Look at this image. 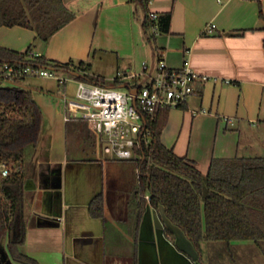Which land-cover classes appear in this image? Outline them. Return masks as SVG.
I'll return each instance as SVG.
<instances>
[{"label":"crops","instance_id":"obj_1","mask_svg":"<svg viewBox=\"0 0 264 264\" xmlns=\"http://www.w3.org/2000/svg\"><path fill=\"white\" fill-rule=\"evenodd\" d=\"M63 2L75 15L47 41L29 27L0 25V46L23 52L31 45L56 62L83 60L89 73L112 79L121 72L118 85L144 84L159 59L188 63L206 78L184 103L160 109L161 142L203 173L213 158L264 156V0H147L157 18L146 29L136 0ZM71 80L59 90L67 93ZM60 111L61 127L41 128L21 164V251L39 264H207L147 193L138 216L135 158L106 153L86 120L65 121ZM230 244L251 249L264 240Z\"/></svg>","mask_w":264,"mask_h":264},{"label":"trees","instance_id":"obj_2","mask_svg":"<svg viewBox=\"0 0 264 264\" xmlns=\"http://www.w3.org/2000/svg\"><path fill=\"white\" fill-rule=\"evenodd\" d=\"M136 1L145 12L146 29L153 24L147 0ZM74 15L63 0H0V25L29 27L42 41ZM169 18L168 14L160 18L163 29ZM0 61L37 64L103 84L100 75L89 73L88 62L52 61L34 55L31 45L23 52L0 46ZM25 78L18 76L13 84L0 85V163L9 169L5 176L0 173V255L18 264H39L20 249L25 241L21 162L25 149L37 145L42 128L41 107L33 89L21 84ZM113 81L121 83L117 76ZM160 109L149 125V143L135 147L139 175L133 197L138 216L144 207L142 195L147 193L151 205L164 207L166 216L185 232L199 255L204 240L224 241L227 247L235 240H264V156L213 158L203 173L161 142L164 118Z\"/></svg>","mask_w":264,"mask_h":264},{"label":"built area","instance_id":"obj_3","mask_svg":"<svg viewBox=\"0 0 264 264\" xmlns=\"http://www.w3.org/2000/svg\"><path fill=\"white\" fill-rule=\"evenodd\" d=\"M148 14L151 20L157 18L154 11ZM153 29L156 30V26L153 25ZM207 31L211 32L212 28L208 26ZM34 55L39 54L34 52ZM143 67L147 69L145 62ZM18 76L54 78L60 85L74 79V94L69 96L62 92L58 96L63 119L86 120L100 136L103 150L121 159L135 158V147L141 142L149 143V125L160 108L181 105L194 93L196 82L206 78L188 63L171 67L159 59L144 84L127 83L128 88L122 90L121 84H99L37 64L0 61V85L13 84ZM117 77H124V74L118 72ZM134 87L137 88L135 93ZM0 173L3 176L9 173L4 163H0Z\"/></svg>","mask_w":264,"mask_h":264},{"label":"rangeland","instance_id":"obj_4","mask_svg":"<svg viewBox=\"0 0 264 264\" xmlns=\"http://www.w3.org/2000/svg\"><path fill=\"white\" fill-rule=\"evenodd\" d=\"M91 73L97 75L93 71ZM100 82L106 85H115V82L110 76H101ZM21 84L33 89V96L42 110L41 125L43 130H50L53 121L55 129H59L62 122V112L60 111V100L58 96L62 93V89L59 90L57 85L58 81L48 77L28 76ZM75 86L76 82L73 80L68 82L67 94L69 96L74 94ZM120 88L126 90L128 87L120 86ZM69 138L71 139L72 137ZM70 139H68L69 143H72ZM31 152V146L25 149L22 162L29 160ZM254 246L251 249L249 246L240 247L234 244H230L227 247L224 241L204 240L201 243V259L207 264H264V244Z\"/></svg>","mask_w":264,"mask_h":264},{"label":"flooded vegetation","instance_id":"obj_5","mask_svg":"<svg viewBox=\"0 0 264 264\" xmlns=\"http://www.w3.org/2000/svg\"><path fill=\"white\" fill-rule=\"evenodd\" d=\"M0 264H18V263L14 262L12 260H7L5 257H2L0 255Z\"/></svg>","mask_w":264,"mask_h":264},{"label":"water","instance_id":"obj_6","mask_svg":"<svg viewBox=\"0 0 264 264\" xmlns=\"http://www.w3.org/2000/svg\"><path fill=\"white\" fill-rule=\"evenodd\" d=\"M121 86H125V87H127L128 84H127V83H126V84H122ZM132 91L135 93V92L137 91V88H136V87L132 88Z\"/></svg>","mask_w":264,"mask_h":264}]
</instances>
